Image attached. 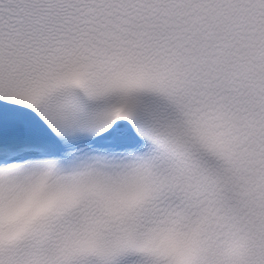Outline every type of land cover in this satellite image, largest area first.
Returning a JSON list of instances; mask_svg holds the SVG:
<instances>
[{
	"label": "snow or ice",
	"instance_id": "1",
	"mask_svg": "<svg viewBox=\"0 0 264 264\" xmlns=\"http://www.w3.org/2000/svg\"><path fill=\"white\" fill-rule=\"evenodd\" d=\"M0 264H264V0H0Z\"/></svg>",
	"mask_w": 264,
	"mask_h": 264
}]
</instances>
